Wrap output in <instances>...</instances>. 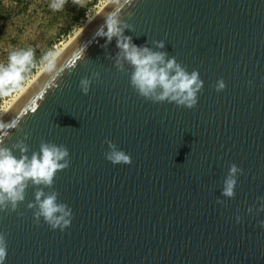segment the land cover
Listing matches in <instances>:
<instances>
[{"label": "water", "instance_id": "water-1", "mask_svg": "<svg viewBox=\"0 0 264 264\" xmlns=\"http://www.w3.org/2000/svg\"><path fill=\"white\" fill-rule=\"evenodd\" d=\"M116 6L62 51L59 77L41 74L2 117L19 119L3 138L17 157L23 140L29 157L49 142L70 161L51 187L29 181L17 210L0 212L4 264H264V0H134L121 10L133 43L198 72L191 109L131 86L116 39L97 34ZM108 140L130 164L105 158ZM232 164L243 172L226 197ZM40 189L72 209L64 231L35 222L28 205Z\"/></svg>", "mask_w": 264, "mask_h": 264}, {"label": "clouds", "instance_id": "clouds-1", "mask_svg": "<svg viewBox=\"0 0 264 264\" xmlns=\"http://www.w3.org/2000/svg\"><path fill=\"white\" fill-rule=\"evenodd\" d=\"M65 0H51L49 7L53 11L63 8ZM134 0H116L117 6L105 16L104 35L107 42L116 39V46L120 54L134 69L131 75V86L137 93L152 102L175 103L177 106L193 108L198 102V93L203 87L197 71L191 73L182 67L176 59L167 58L165 52L152 51L148 47H141L133 43L130 36L124 35V30L129 26L120 20V12L126 5H132ZM83 30H81L82 33ZM164 42H157L158 48H164ZM62 50L49 49L42 54L39 61L35 59L32 47L11 51L7 56V63H0V95H11L20 90L28 75L34 68H38L41 74H49L53 80L59 77L63 71L58 67V61ZM79 56V54H77ZM74 62L70 65L73 67ZM117 67L122 68L117 60ZM98 75V74H97ZM91 81L88 78L80 80V89L87 95L90 91ZM226 87L223 79L216 84L219 92ZM0 113V212L5 210L16 211L18 204L25 199V190L28 182L34 185L51 187L57 171L69 166V150L64 145L41 142L39 152H33L31 157L27 155L29 148L23 140L13 147L18 149L20 156L14 155L13 150L3 146V138L9 135V130L19 126V119L4 120ZM27 134H25V139ZM109 151L105 158L113 164H130L131 156L124 150L118 149L112 141H106ZM243 170L236 164L229 168V176L225 180L223 195L234 196L237 184V173ZM58 193L53 191L46 194L42 189L35 194V203H30L29 208H37L34 212V220L39 223L41 218L53 230L64 231L71 225L73 212L64 203L57 202ZM219 202V201H218ZM239 223V217L237 218ZM264 226V221L261 222ZM7 255V239L4 232H0V264H4Z\"/></svg>", "mask_w": 264, "mask_h": 264}, {"label": "rangeland", "instance_id": "rangeland-1", "mask_svg": "<svg viewBox=\"0 0 264 264\" xmlns=\"http://www.w3.org/2000/svg\"><path fill=\"white\" fill-rule=\"evenodd\" d=\"M0 1L3 5V17L0 19L5 23L0 35V63H7V56L11 51L27 47L34 49L38 62L44 52L54 46L58 50L63 43L75 37L88 20L99 14L109 2L65 0L62 9L53 11L49 7L51 0ZM80 12L83 14L80 15ZM38 71V68H34V73L28 75L23 86ZM18 91L11 95H0V112Z\"/></svg>", "mask_w": 264, "mask_h": 264}, {"label": "bare ground", "instance_id": "bare-ground-1", "mask_svg": "<svg viewBox=\"0 0 264 264\" xmlns=\"http://www.w3.org/2000/svg\"><path fill=\"white\" fill-rule=\"evenodd\" d=\"M111 0H109V2H110ZM108 2V3H109ZM107 3V4H108ZM102 7H104V6H102ZM99 8V7H98ZM103 9V8H102ZM98 15V14H97ZM96 15V16H97ZM96 16H94L92 19H90V20H88V22H87V24H85V27L96 17ZM84 27V28H85ZM84 28H82L81 30H83ZM81 30H80V32H81ZM79 32V33H80ZM79 33L78 34H76V36L75 37H73L72 39H69V41H67V42H65V43H63L61 46H60V48L58 49V50H64L76 37H77V35H79ZM41 75V73L38 71L29 81H28V83L27 84H25L17 93H15L14 95H13V97L6 103V106L3 108V110L0 112V113H6L11 107H12V105L22 96V94L37 80V78L39 77ZM3 116H4V114H3Z\"/></svg>", "mask_w": 264, "mask_h": 264}, {"label": "trees", "instance_id": "trees-1", "mask_svg": "<svg viewBox=\"0 0 264 264\" xmlns=\"http://www.w3.org/2000/svg\"><path fill=\"white\" fill-rule=\"evenodd\" d=\"M3 5H2V3H1V1H0V18H2L3 17V15H2V12H3ZM80 15H82L83 13L82 12H80L79 13ZM5 27V23L0 19V35H1V33L3 32V28ZM32 73H34V69L31 71V74Z\"/></svg>", "mask_w": 264, "mask_h": 264}]
</instances>
